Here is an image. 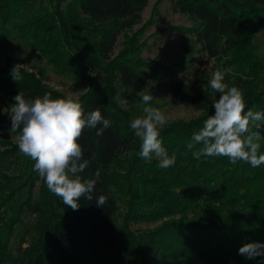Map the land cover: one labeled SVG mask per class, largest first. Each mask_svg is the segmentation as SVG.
I'll list each match as a JSON object with an SVG mask.
<instances>
[{
    "label": "trees",
    "instance_id": "obj_1",
    "mask_svg": "<svg viewBox=\"0 0 264 264\" xmlns=\"http://www.w3.org/2000/svg\"><path fill=\"white\" fill-rule=\"evenodd\" d=\"M169 1L193 21L191 27L170 26L185 52L218 62L210 72L195 69L168 84L176 104L201 114L159 127L163 147L176 157L161 169L155 156L138 155L142 141L130 127L141 116L138 93L147 91L161 66L140 56L137 33L127 35L129 46L114 55L118 36L141 22L149 0H0V41L21 40L57 73L86 85L78 98L85 115L100 108L111 120L102 136L86 128L78 141L90 161L81 176L95 178L100 170L101 179L93 200L81 198L76 211L48 190L31 158L28 194L16 201L19 188L7 172L20 151L10 144L0 152V264H264V256L238 254L245 243H264V165L197 160L193 152L203 145L187 148L219 98L208 83L217 69L242 91L245 111L264 112V57L251 42L264 28V0ZM14 65L0 67V92L63 97L24 68L14 82ZM6 117L0 114V135L11 143ZM259 131L258 154L264 153V124ZM100 194L108 196L103 207L96 204ZM142 221L162 223L134 231L132 223Z\"/></svg>",
    "mask_w": 264,
    "mask_h": 264
},
{
    "label": "clouds",
    "instance_id": "obj_2",
    "mask_svg": "<svg viewBox=\"0 0 264 264\" xmlns=\"http://www.w3.org/2000/svg\"><path fill=\"white\" fill-rule=\"evenodd\" d=\"M23 65H14L10 75L14 82L22 79L20 69ZM225 71L213 72L209 85L219 94L213 100V113L204 121L201 129L195 133L187 148L203 146L193 152L194 158L227 157L232 164L237 161L248 162L252 167L264 165V153H259L261 132L264 124V112L246 109L242 91L224 82ZM141 102L148 105L153 96L143 90L138 93ZM14 103L6 111L11 120V132H18L17 145L21 154L30 157L34 171L44 181L48 190L63 201L73 211L80 208L81 198L93 200L96 184L101 179V172L94 173L95 178H84L81 173L89 167V159L84 157V150L78 142L84 129H95L96 135L102 136L111 127V120L106 119L100 108L87 115L78 98L69 93L53 98L50 92L35 98H26L20 92L15 95ZM118 99V97H117ZM125 103L127 101H124ZM145 115L134 118L130 127L142 141L138 155L151 160L158 159V167L166 169L175 164V154L169 156L159 139V126L166 123L165 114L156 107L143 108ZM255 129V130H254ZM108 196L96 197L98 207H103ZM238 254L247 259L264 256V243L243 244Z\"/></svg>",
    "mask_w": 264,
    "mask_h": 264
},
{
    "label": "rangeland",
    "instance_id": "obj_3",
    "mask_svg": "<svg viewBox=\"0 0 264 264\" xmlns=\"http://www.w3.org/2000/svg\"><path fill=\"white\" fill-rule=\"evenodd\" d=\"M173 25L191 27L193 21L186 14L174 12L169 0H149L148 5L142 11L141 22L132 30H128L126 34L122 33L118 36L114 50V55H117L123 48L129 46L126 36L134 39V34L137 33L135 44L137 47H141L140 56L155 61L161 66L158 69L157 77L151 81L145 92L146 94L150 92L153 101L146 105L141 102L140 98L138 103L141 116L145 115L143 108L146 106L159 108L165 114L167 121L164 125L159 126L160 128L173 121H189L201 114V111L192 107L176 104L168 91V84L180 79L184 74H190L195 69L210 72L218 62L200 52L186 53L183 39L170 29V26ZM251 42L258 55L264 57V28L252 33ZM8 64H20L23 65L21 68L37 73L44 85L63 96L71 93L74 98H79L87 91L86 85H78L70 77L57 73L51 62L39 52L29 49L21 40L9 43L0 41V67H5ZM13 103L14 99L7 92H0V114L6 117L8 113L4 110ZM6 118L9 120L8 117ZM18 135L19 133L16 132L11 134V143L6 142L7 138L0 135V152L10 148V144H17ZM30 161V157L19 153L10 164L11 171L7 172L11 173L13 182L16 183L15 186L19 188L16 201L24 200L28 194L30 182L26 181L31 172ZM37 190L36 186L34 192L37 193ZM161 223V221L133 222L131 227L134 231L139 232L144 229H152Z\"/></svg>",
    "mask_w": 264,
    "mask_h": 264
}]
</instances>
